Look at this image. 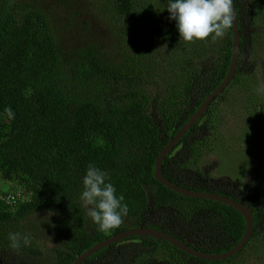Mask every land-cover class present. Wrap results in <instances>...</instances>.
<instances>
[{
	"label": "trees",
	"instance_id": "1",
	"mask_svg": "<svg viewBox=\"0 0 264 264\" xmlns=\"http://www.w3.org/2000/svg\"><path fill=\"white\" fill-rule=\"evenodd\" d=\"M112 2L120 15L147 17L152 34L182 52L185 41L169 19L168 0H147L142 8L137 0ZM234 3L241 36L239 77L246 75L247 57L261 34L253 37L256 25L263 27L264 0ZM218 42L219 61L205 69L211 74L201 77L192 59L176 60L168 81H153V97L149 79L157 68H146L143 50L116 48L113 59L87 48L70 71L48 14L29 1L0 0V180L14 183L8 190L0 185V191L22 196L14 206L0 198V256L49 254L51 264H73L96 243L140 226L164 230L208 253L225 252L240 242L246 221L237 209L182 195L155 177L160 152L229 71L232 28ZM8 106L15 119L4 114ZM220 120L217 108L209 105L167 154L162 171L182 187L218 192L251 206L254 224L248 243L230 258L208 260L165 239L135 235L104 247L84 264H251L264 258V158L251 164L255 172L241 188L215 182L211 172L193 163ZM255 150L252 156L258 157ZM89 163L106 170L117 195L125 196L129 211L119 228L100 231L79 199ZM33 218L55 232L46 251L37 242ZM11 232L27 236L28 244L13 250ZM121 242L131 243L125 252Z\"/></svg>",
	"mask_w": 264,
	"mask_h": 264
},
{
	"label": "rangeland",
	"instance_id": "2",
	"mask_svg": "<svg viewBox=\"0 0 264 264\" xmlns=\"http://www.w3.org/2000/svg\"><path fill=\"white\" fill-rule=\"evenodd\" d=\"M16 1L34 3L48 14L70 71L77 65L80 51L87 48L99 50L113 59L112 51L116 48L125 52L127 47L132 46L135 51L146 52L148 59L143 60L146 68L151 65L157 68V72L149 79L153 97L156 94L153 88L157 85L153 81H168L174 61L184 57L192 59L200 71L214 65L220 58L217 50L221 44L218 41L223 38L215 41L211 37L204 41H185L180 53L174 46H169L152 34L147 25V17L142 18L140 13L136 18L120 15L115 12L112 0ZM137 1L140 8L147 4V0ZM262 25L260 28L256 25L258 31L253 32V37L261 34L255 39L253 49L247 57L246 75L237 77L236 74V80L231 87L215 103L221 115L217 134L213 133L206 144H201L202 155L196 162L193 161L195 168L205 173L211 172L215 182L222 185L234 184L243 187L251 178V172H255L256 168L251 164L264 158V23ZM255 132L257 135L254 140ZM255 149L259 153L258 157L252 156ZM251 157L252 162L249 163ZM0 185L8 190L14 183L0 180ZM30 221L35 222L34 226L38 227L36 237L40 247L45 251L52 247L50 241L54 238L53 229L46 228L45 223L39 224L38 218ZM130 244L121 242L119 248L125 252L126 245ZM47 255L37 258L18 254L6 257L4 254L0 256V264H51V255ZM251 264H264V258H255L254 261L251 260Z\"/></svg>",
	"mask_w": 264,
	"mask_h": 264
},
{
	"label": "clouds",
	"instance_id": "3",
	"mask_svg": "<svg viewBox=\"0 0 264 264\" xmlns=\"http://www.w3.org/2000/svg\"><path fill=\"white\" fill-rule=\"evenodd\" d=\"M166 9L170 13L169 19L176 23L180 39L186 42L204 41L209 37L213 41L223 38L235 19L233 0H168ZM4 114L10 120L15 119L11 106L4 108ZM82 184L79 199L86 208L87 216L102 232L119 228L124 223L129 206L123 194L117 195L109 173L89 163ZM8 240L13 250L20 249L22 242L24 245L29 242L28 237L20 232L9 233Z\"/></svg>",
	"mask_w": 264,
	"mask_h": 264
},
{
	"label": "water",
	"instance_id": "4",
	"mask_svg": "<svg viewBox=\"0 0 264 264\" xmlns=\"http://www.w3.org/2000/svg\"><path fill=\"white\" fill-rule=\"evenodd\" d=\"M233 15H234V22L232 26L233 32V51H232V60L230 63L229 71L223 80V82L210 93L207 98L203 101L201 106L197 109V111L190 117V119L177 131L175 135H173L167 145L163 148L160 152L159 156L156 159V170H155V177L158 181L165 184L172 190L181 193L182 195L188 197H195V198H206L212 199L219 202H223L227 205H230L237 209L245 218L246 221V229L245 234L232 249L227 250L222 253H208L205 251H200L193 247H190L186 242H182L181 240L177 239L175 236L166 233L164 230H160L157 228L147 227V226H140L130 228L126 231L119 232L114 234L112 237L106 238L89 249H87L83 254L77 257L73 264H84V262L92 256L94 253L98 252L99 250L107 247L119 240L125 239L127 237H132L135 235L140 236H153L158 239H165L171 242L174 246L180 248L181 250L185 251L186 253L200 257L203 259L208 260H224L227 258L232 257L236 253H238L250 240L252 231H253V224H254V215L253 209L251 206L239 202L238 200L231 198L230 196L222 195L218 192H208V191H199V190H192L186 187H182L179 184H176L169 179H167L162 171V165L165 157L167 154L174 148V146L181 140V138L187 133V131L197 122V120L208 110L209 105L211 102L221 94L231 83L232 79L237 73V67L239 63V53H240V30H239V19L237 16V11L235 7V3L233 0Z\"/></svg>",
	"mask_w": 264,
	"mask_h": 264
},
{
	"label": "flooded vegetation",
	"instance_id": "5",
	"mask_svg": "<svg viewBox=\"0 0 264 264\" xmlns=\"http://www.w3.org/2000/svg\"><path fill=\"white\" fill-rule=\"evenodd\" d=\"M184 73L189 74V73H192V71H185ZM207 73L211 74L212 71H211V70L205 71V69H202V70L199 71V74L201 75V77H203V75H204V74H207ZM199 78H200L199 75H196V77H195V79H194V83H197V84H198V83H199ZM205 80H206V79H205ZM208 95H209V94H208ZM208 95H207V96H208ZM222 95H223V93H221L219 96H217V97L211 102L210 106L212 105V107H216L215 103L217 102L218 98L221 97ZM207 96H206V98H207ZM206 98H205V99H206ZM205 99H204V100H205ZM204 100H203V101H204ZM216 108H217V107H216ZM217 113H219V112H218V108H217ZM203 115H204V114H203ZM203 115H202V116H203ZM191 116H192V115H191ZM202 116H201V117H202ZM201 117H200V118H201ZM198 120H199V119H198ZM198 120H197V121H198ZM212 176L214 177L213 174H212ZM214 179H215V177H214ZM229 185H233V186H235L234 184H229ZM229 185H226V184H225L224 186H229ZM229 187H230V186H229ZM127 238H128V237H127ZM85 262H86V261H85ZM85 262H84V263H85Z\"/></svg>",
	"mask_w": 264,
	"mask_h": 264
},
{
	"label": "built area",
	"instance_id": "6",
	"mask_svg": "<svg viewBox=\"0 0 264 264\" xmlns=\"http://www.w3.org/2000/svg\"><path fill=\"white\" fill-rule=\"evenodd\" d=\"M0 198L7 204L14 206L22 198V196L20 195V193L4 194L2 191H0Z\"/></svg>",
	"mask_w": 264,
	"mask_h": 264
}]
</instances>
